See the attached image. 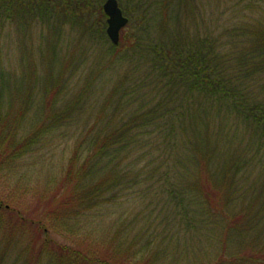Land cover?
Returning <instances> with one entry per match:
<instances>
[{"label":"trees","instance_id":"16d2710c","mask_svg":"<svg viewBox=\"0 0 264 264\" xmlns=\"http://www.w3.org/2000/svg\"><path fill=\"white\" fill-rule=\"evenodd\" d=\"M103 1L0 0V264H264L238 206L264 204V0L229 1L221 25L203 0H118L117 45ZM54 163L48 202L18 206L6 176ZM123 203L102 254L92 211Z\"/></svg>","mask_w":264,"mask_h":264},{"label":"rangeland","instance_id":"374dc122","mask_svg":"<svg viewBox=\"0 0 264 264\" xmlns=\"http://www.w3.org/2000/svg\"><path fill=\"white\" fill-rule=\"evenodd\" d=\"M229 1H231V3L237 2V0H203V5L205 6H202L201 10H199L201 25H206L207 15L209 14L211 10L212 11L209 14L211 18L218 20L220 25L225 23V16L222 15L221 12L225 8V4L226 3L228 4ZM160 35H161V31L158 30L157 36H160ZM260 93L261 95H264V89L261 90ZM7 140H9L8 136H0L1 145L6 143ZM60 148L61 146L59 147V149ZM27 163L28 162L26 163L23 162V164L25 165ZM23 164L20 165L19 167L21 168ZM61 164L62 163H54L52 168L49 170L44 168V165L37 167L33 164L26 168L23 167L21 170L19 168L16 175L6 176L8 180H6L5 182L7 184H10V185L14 184L16 186V188L14 189L15 193L20 192L19 195H21L20 200L22 204H19L18 206H20L21 208L27 209L28 211L33 210L37 205L39 208H42L44 203L48 202V197H47V193H45L44 195H40V190L44 189L49 184L50 178H52L53 176L57 174L58 170H60ZM19 175H20V179H18ZM255 175H256V172H252L251 174H249V172L248 173L240 172L238 174H234L236 178H240V183H239V186L236 188V190L230 195V198L232 197L233 199H236L240 196V194L243 191H247L249 189L250 178L255 177ZM0 181H2V179H0ZM256 190L257 191L255 193L251 192L250 195L247 196V200L243 202H239L240 205L238 206L239 207L243 205L251 206L252 207L251 211H248L245 209H242V210L252 216L254 215V213H256L257 219L261 223V228L264 229V215L262 213L264 204L262 203L261 200L253 199V196L258 192V188H256ZM212 203L213 202H211V204ZM25 205H29V208L26 207ZM126 207L127 205L125 203L112 207L108 212L102 213V215L98 217L97 219H95L96 211H92V215L90 218L95 223L90 227V230H92L93 232V234L91 235V239H98V240L104 241L103 246L101 247V249L103 250V252H101L102 254L104 252H108V254H110V250H109L110 241L109 240L112 239L111 237L114 235L115 230L125 223V221L122 219L121 213L123 210L126 209ZM49 228H50V233H49L50 236H52L58 242H64L63 240L68 238V236L71 237L70 233L68 234L65 233L66 229L63 226H60L59 228L55 227L54 229L51 227ZM207 228L209 229L211 227L207 226ZM214 229H217V227L214 226ZM244 238L248 239L247 235H244V236L237 235L235 238L234 244L231 246L232 248L230 249L234 250V248L239 242L241 245H243V241H245ZM256 238L257 236L255 233L252 239H256ZM67 242L72 243V241H70L69 239L67 240ZM163 264H168V261L164 262Z\"/></svg>","mask_w":264,"mask_h":264},{"label":"water","instance_id":"95a60500","mask_svg":"<svg viewBox=\"0 0 264 264\" xmlns=\"http://www.w3.org/2000/svg\"><path fill=\"white\" fill-rule=\"evenodd\" d=\"M103 9L108 16L107 34L113 43H117L119 29L126 24L127 19L123 17L116 0H106L103 4Z\"/></svg>","mask_w":264,"mask_h":264}]
</instances>
